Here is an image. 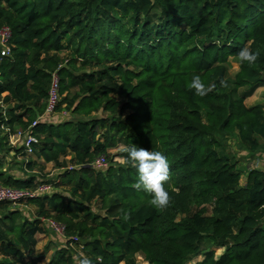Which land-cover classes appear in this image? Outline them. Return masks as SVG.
Listing matches in <instances>:
<instances>
[{
  "label": "trees",
  "instance_id": "trees-1",
  "mask_svg": "<svg viewBox=\"0 0 264 264\" xmlns=\"http://www.w3.org/2000/svg\"><path fill=\"white\" fill-rule=\"evenodd\" d=\"M3 26L0 186L52 190L27 202L33 220L0 203V264H75L70 237L93 264H264V109L245 106L264 87V0H0ZM244 47L258 53L254 64L239 61ZM53 75L62 96L54 113L71 118L38 120L26 157L8 135L44 113ZM194 75L215 85L205 97L188 89ZM229 139L261 155L262 168L241 171ZM133 144L168 159L163 209L133 187L124 151ZM10 152L23 160L15 173L3 168ZM100 156L108 165L92 166ZM33 157L74 168L54 183ZM41 218L65 226V244L45 263L35 251Z\"/></svg>",
  "mask_w": 264,
  "mask_h": 264
},
{
  "label": "rangeland",
  "instance_id": "rangeland-1",
  "mask_svg": "<svg viewBox=\"0 0 264 264\" xmlns=\"http://www.w3.org/2000/svg\"><path fill=\"white\" fill-rule=\"evenodd\" d=\"M238 67L237 64L234 63L233 61H230V69H229V75H233L237 72ZM59 102L62 99V96H59ZM255 105H259L264 109V87H261L259 89H257L254 94L247 98L245 100V106L246 107H251V106H255ZM64 107V105H62V108ZM94 116H96L97 114H92ZM49 122L56 124L59 123L60 121L63 120H67L70 119V114L68 112H65V110H61L60 112H56L54 114L49 115ZM11 147L15 148L18 147V145L16 146H12L11 144H9ZM119 148H121L119 146ZM117 150H111L109 152V155H114L116 153ZM227 152L229 154H231L235 160H237L238 163V168L245 172V169H255V168H262L261 165L263 163V158L261 155H256L255 157H249L248 155H246L243 152H240L237 150L236 147V141L234 139H229L227 142ZM27 158H24V160H26ZM23 160L20 156H16L14 155V152H10L6 157H5V162L3 165V168L8 169V165L12 167V169L8 170L12 173L16 172L15 167L18 166L19 163H21ZM18 163V164H17ZM109 161L108 158H105V167L108 165ZM114 163H122V160L120 158L117 157H113V164ZM68 166L66 165L65 168H67ZM65 168L59 170V169H54V168H50V170H48L49 168L47 167H43L42 171H41V175H45V177H47L50 180H54L53 182L56 181H60L58 174L62 173L63 171H65ZM48 170V171H46ZM243 183V180L245 179V176L243 175V177L241 178ZM64 188H58L57 190L63 192ZM93 211H95L96 209H98L100 207V202L94 201L93 202ZM11 209L13 210H17L19 211L20 215L22 218H25L27 220H33L36 216V211H37V207L35 204H30V203H24L22 205L16 206V207H11ZM52 219V218H51ZM45 229V228H44ZM37 239V245L35 247V251L36 253H43L45 255V260L43 261V263L47 262V260L50 258L51 254L54 253V251L57 248H60L61 246H63L65 244V239L54 234L53 232L45 229L44 233L42 235H37L36 236ZM82 245V244H80ZM79 245V246H80ZM79 246H71L72 251L75 253V255L79 254V253H83V250L79 247ZM211 250L214 251V255L217 257L222 253L221 249H216V248H212ZM84 254V253H83ZM85 255V254H84ZM203 258V256H199V258L194 259L192 261H190V263L188 264H195L196 262L200 261ZM142 264H146V263H142Z\"/></svg>",
  "mask_w": 264,
  "mask_h": 264
},
{
  "label": "clouds",
  "instance_id": "clouds-1",
  "mask_svg": "<svg viewBox=\"0 0 264 264\" xmlns=\"http://www.w3.org/2000/svg\"><path fill=\"white\" fill-rule=\"evenodd\" d=\"M241 63L254 64L258 53L248 47L242 48L238 53ZM221 87H227L225 81H220ZM194 94L205 97L215 85L206 86L199 75H194L187 85ZM126 162L135 169L136 182L133 187L150 195L148 204L152 207L163 209L169 204V192L166 184L170 180V169L167 157L159 151L147 150L136 145L126 146ZM75 264H93V261L83 253L73 256Z\"/></svg>",
  "mask_w": 264,
  "mask_h": 264
},
{
  "label": "built area",
  "instance_id": "built-area-1",
  "mask_svg": "<svg viewBox=\"0 0 264 264\" xmlns=\"http://www.w3.org/2000/svg\"><path fill=\"white\" fill-rule=\"evenodd\" d=\"M11 38V32L8 27L3 26L0 28V56L8 57L10 55V46L9 41ZM59 102L58 97V80L55 75L52 76L51 85L48 91L46 105L44 113L33 121L25 130H17L14 134H9L8 139L9 143L12 146H16L20 143L22 148V153L24 156L28 157L32 155V147L38 143L36 136L33 134V129L37 124V121L43 118L44 116L51 115L55 111V107ZM5 132H9L8 129H5ZM96 168L103 167L105 165V157L100 156L96 158L92 164ZM65 168L66 171H71L74 166L67 165ZM61 170V169H59ZM57 182V181H56ZM54 182V183H56ZM52 190V184H39L34 189L27 190H13L9 188H4L0 186V203H8L12 207H16L27 203L29 200L39 198L50 193ZM40 222L44 227L54 234L65 238V226L61 223L56 222L51 218H41ZM71 240L72 244L75 245L78 243L76 237L68 238ZM79 246V245H78ZM82 249V246H79Z\"/></svg>",
  "mask_w": 264,
  "mask_h": 264
},
{
  "label": "crops",
  "instance_id": "crops-1",
  "mask_svg": "<svg viewBox=\"0 0 264 264\" xmlns=\"http://www.w3.org/2000/svg\"><path fill=\"white\" fill-rule=\"evenodd\" d=\"M259 89V88H258ZM254 94V93H253ZM252 107V106H251ZM71 117V116H70ZM70 158V156H66L65 160L67 161ZM32 161H35L38 165L42 166V167H47L49 168L48 170H50V168H53L51 163H45L42 159H37V158H32ZM46 170V171H48Z\"/></svg>",
  "mask_w": 264,
  "mask_h": 264
}]
</instances>
